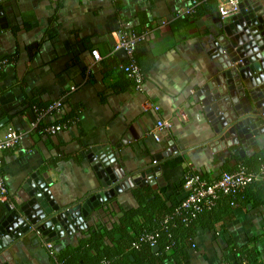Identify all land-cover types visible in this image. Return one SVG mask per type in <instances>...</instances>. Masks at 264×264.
Returning a JSON list of instances; mask_svg holds the SVG:
<instances>
[{
    "label": "crops",
    "instance_id": "0c3cea01",
    "mask_svg": "<svg viewBox=\"0 0 264 264\" xmlns=\"http://www.w3.org/2000/svg\"><path fill=\"white\" fill-rule=\"evenodd\" d=\"M251 1L264 6V0ZM198 2L202 8L209 4L206 0L0 1V137L8 127L23 136L16 146L0 150V175L14 203L9 207L0 201L4 203L0 215L5 206L19 211V191L34 172L61 205L101 189L100 178L105 176L98 177V158L89 152L91 147L109 145L128 176L160 166L157 187L134 184L106 200L121 212L137 205L133 189L174 195L187 176L199 172L213 180L264 144L261 134L244 154H235L236 145L223 148L217 140L198 93L216 75L215 37L231 18L222 21L217 9L208 8L193 16ZM126 24L143 36L135 50L142 65L140 90L120 70L128 57L116 55L120 49L115 44ZM92 49L100 52L99 61L91 59ZM147 56H153V62ZM59 98L60 110L44 118L65 122L63 128L55 134L33 130L34 113L26 103ZM160 118L171 126L156 141L151 131ZM226 202L219 204L215 230H197V246L188 264H237L236 252L252 240H257L259 259L264 260V206ZM82 230L64 235L58 243L51 241L50 252L46 236L31 227L10 244L9 264H49L50 256L60 246L75 244Z\"/></svg>",
    "mask_w": 264,
    "mask_h": 264
},
{
    "label": "water",
    "instance_id": "95a60500",
    "mask_svg": "<svg viewBox=\"0 0 264 264\" xmlns=\"http://www.w3.org/2000/svg\"><path fill=\"white\" fill-rule=\"evenodd\" d=\"M214 44L218 68L200 88L199 99L221 146L236 145L232 152L244 154L256 137L264 134V6L259 1L240 0L238 13L222 26ZM116 55L126 56L122 49ZM125 140L123 137L122 142ZM90 151L98 158V177L104 175L105 179L100 178L101 189L74 204H59L47 184L36 177L38 172L25 179L19 191V211L5 206L0 215V264H9L10 244L31 227L48 242L58 243L64 235L86 228L89 213L115 194L134 184L157 187L159 165L128 176L109 145L91 147Z\"/></svg>",
    "mask_w": 264,
    "mask_h": 264
},
{
    "label": "trees",
    "instance_id": "16d2710c",
    "mask_svg": "<svg viewBox=\"0 0 264 264\" xmlns=\"http://www.w3.org/2000/svg\"><path fill=\"white\" fill-rule=\"evenodd\" d=\"M200 2L194 6L193 16L202 14L207 8L212 11L217 9L216 0H206V3H209L206 8H202ZM130 31L142 35L134 30ZM142 42L143 39L137 43V46ZM147 57L150 63L153 62V56ZM133 60L141 71V62L137 60L135 52ZM127 63L129 61L122 65ZM120 70L127 75L122 68ZM51 102L37 103L33 100L26 105L33 110L36 118ZM51 113L54 112L45 115ZM44 117L38 121L33 130L45 133L44 128L50 124L62 126L66 124L48 122ZM238 168L260 174L261 178L247 184L234 194L220 193L214 205L204 207L199 212L185 210L180 206L186 196L184 180L178 185L181 189L167 197L150 188L133 189L132 194L137 205L128 210L121 209L119 212L120 207L119 210H115L110 200L100 204L88 216V226L81 231L75 244L60 246L57 254L50 256L49 264H188L190 252L197 246L195 241L197 230L216 229L220 219L218 208L221 202L227 201V204H237L241 207L264 206V144L254 150L250 156L242 158L237 166L225 171L232 172ZM196 174L210 181L205 174L199 172ZM2 204L4 203H0L1 206ZM117 213L121 215L115 218ZM261 238L264 239V231ZM259 258L257 240H252L239 248L235 260L237 264H264V260Z\"/></svg>",
    "mask_w": 264,
    "mask_h": 264
},
{
    "label": "built area",
    "instance_id": "2783aa9c",
    "mask_svg": "<svg viewBox=\"0 0 264 264\" xmlns=\"http://www.w3.org/2000/svg\"><path fill=\"white\" fill-rule=\"evenodd\" d=\"M239 11V0H218L217 12L222 21L228 20L236 15ZM143 39L142 35H137L128 30L127 24L123 30L120 31L118 39L115 44V49H122L128 57L129 63L121 65L124 72L133 79L136 90L141 89L143 75L138 65L133 60V54L136 50L137 43ZM90 56L93 61H99L102 56L97 49L90 51ZM72 86L70 90H74ZM62 106V98L52 101L46 110L39 113L35 120L32 122L33 128L37 125L38 121L42 119L46 113L59 111ZM157 108V107H155ZM170 122L166 119L160 118L155 123L151 131L152 137L160 140L161 131L169 129ZM63 128L60 124H50L44 128L45 133L55 134ZM22 133L16 131L12 127H8L0 137V150L8 149L16 146L22 139ZM261 178L260 174L247 172L243 168H238L232 172H222L217 178L206 181L199 177L198 174L187 176L184 181L183 187L186 191L185 198L181 201V208L185 210L201 211L204 207H211L219 198L220 193L234 194L242 189L249 183ZM0 201L8 204L9 207H14V203L10 202L8 189L4 182L3 177L0 175ZM151 238V237H150ZM47 249L52 251L53 245L51 242L46 243Z\"/></svg>",
    "mask_w": 264,
    "mask_h": 264
}]
</instances>
